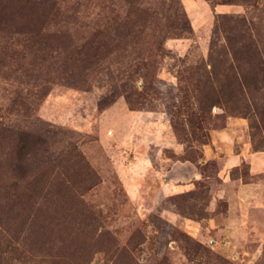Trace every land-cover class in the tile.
<instances>
[{
	"label": "rangeland",
	"instance_id": "1",
	"mask_svg": "<svg viewBox=\"0 0 264 264\" xmlns=\"http://www.w3.org/2000/svg\"><path fill=\"white\" fill-rule=\"evenodd\" d=\"M0 264H264V0H0Z\"/></svg>",
	"mask_w": 264,
	"mask_h": 264
},
{
	"label": "trees",
	"instance_id": "2",
	"mask_svg": "<svg viewBox=\"0 0 264 264\" xmlns=\"http://www.w3.org/2000/svg\"><path fill=\"white\" fill-rule=\"evenodd\" d=\"M4 12H2V14H4ZM215 47H216V44H215V41H214V42H212L211 51H210L211 52L210 53V59L213 60V61L218 60L217 54H216V56L214 55V57H213V52H217V49H215ZM251 51L255 52L256 54H258L257 51L250 50V52H249L247 50V52H246L247 56L245 58V61L248 64H250L249 60L252 59V56H253ZM226 74H227V76H229V77H227V80H228V83H229L228 86L230 85L231 87H233V89L242 91L243 87L248 85V81H247L246 75L243 74V73L238 72L237 70H235V68H233L232 64H230V63L228 64V66L226 68Z\"/></svg>",
	"mask_w": 264,
	"mask_h": 264
}]
</instances>
